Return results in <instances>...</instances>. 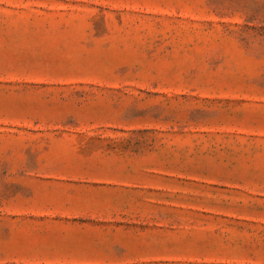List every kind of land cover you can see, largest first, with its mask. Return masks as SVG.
I'll return each mask as SVG.
<instances>
[{
    "label": "rangeland",
    "instance_id": "1",
    "mask_svg": "<svg viewBox=\"0 0 264 264\" xmlns=\"http://www.w3.org/2000/svg\"><path fill=\"white\" fill-rule=\"evenodd\" d=\"M0 264H264V0H0Z\"/></svg>",
    "mask_w": 264,
    "mask_h": 264
}]
</instances>
